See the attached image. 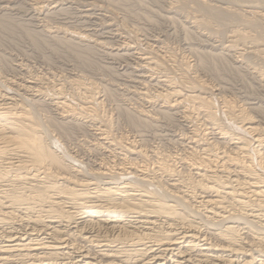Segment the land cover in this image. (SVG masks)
Returning a JSON list of instances; mask_svg holds the SVG:
<instances>
[{"label": "bare ground", "instance_id": "bare-ground-1", "mask_svg": "<svg viewBox=\"0 0 264 264\" xmlns=\"http://www.w3.org/2000/svg\"><path fill=\"white\" fill-rule=\"evenodd\" d=\"M250 40L235 31L227 48L263 54L254 42L247 47ZM151 47L139 60L160 74L175 59L164 49L154 56ZM255 73L264 84V73ZM176 79L161 77L165 89L157 97L182 108L193 125L184 150L151 156L128 137L111 140L97 125L95 147L111 157L93 170L111 179L103 185L68 173L65 157L44 141L43 126L0 93V264H264V125L244 105L220 98V112L238 133L229 131L213 100L194 90L196 83L210 90L205 81ZM72 82L79 104L64 99L59 86L54 106L94 122L100 115L90 88Z\"/></svg>", "mask_w": 264, "mask_h": 264}, {"label": "rangeland", "instance_id": "rangeland-1", "mask_svg": "<svg viewBox=\"0 0 264 264\" xmlns=\"http://www.w3.org/2000/svg\"><path fill=\"white\" fill-rule=\"evenodd\" d=\"M253 12L264 13V0H0V93L43 126L44 141L65 157L68 173L103 185L111 179L93 173L111 157L95 147L97 125L111 132V140L128 137L151 156L186 147L193 125L183 119L182 108L157 97L165 75L205 81L210 90L198 83L194 90L213 100L229 131L238 133L220 112L223 98L244 105L264 125V84L255 73H264V53L227 48L240 31L250 36L247 47L254 42L264 49V19ZM148 46L154 56L164 49L174 57V63H164L163 74L152 75L140 62ZM77 79L91 90L100 115L95 123L64 116L53 104L59 86L64 99L79 104L72 82ZM36 89L45 94L36 95ZM104 115L111 120L107 125ZM117 148L119 160L123 152Z\"/></svg>", "mask_w": 264, "mask_h": 264}]
</instances>
